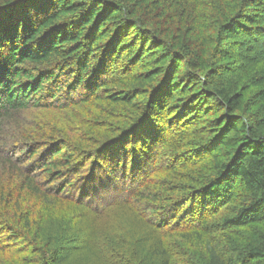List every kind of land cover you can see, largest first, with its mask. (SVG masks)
<instances>
[{
  "label": "trees",
  "instance_id": "obj_1",
  "mask_svg": "<svg viewBox=\"0 0 264 264\" xmlns=\"http://www.w3.org/2000/svg\"><path fill=\"white\" fill-rule=\"evenodd\" d=\"M218 1L225 8L211 35L191 15L173 24L171 10L190 0H0V248L24 243L7 252L55 264L79 243L57 235L59 210L79 224L100 195L88 189L105 184L115 197L94 202L99 220L107 207L114 217L136 215L160 243L145 245L143 234L125 251L127 240L112 249L93 237L97 264H264L263 241L227 253L214 244L264 220V120L249 116L252 98L217 59L245 33L264 32V0ZM153 17L168 27L152 25ZM35 111L73 121L67 129L28 125ZM192 168L201 175L180 183ZM110 236L124 237L121 229ZM192 238L202 239L204 260L162 244Z\"/></svg>",
  "mask_w": 264,
  "mask_h": 264
},
{
  "label": "rangeland",
  "instance_id": "obj_2",
  "mask_svg": "<svg viewBox=\"0 0 264 264\" xmlns=\"http://www.w3.org/2000/svg\"><path fill=\"white\" fill-rule=\"evenodd\" d=\"M199 1H204L202 4L199 3ZM191 7H183V9L173 8L171 10V15L175 16V19L173 21L174 25L179 26V23L182 24L184 21L186 22L189 18V15H191L192 19L191 22L195 21L196 19H201L199 21L200 25H203L205 28H207V32L209 34L213 33V30L215 32V27L217 25L216 20H219L221 17L218 15V12H221L224 10L225 6L218 0H196L192 1L190 0ZM185 9H190L189 12L185 11ZM261 17H263V12L261 13ZM149 21H152V25H156L159 28L166 29L168 27L167 19L162 17L161 20L156 19L153 17L151 20L147 19ZM264 19H262L263 22ZM190 21H187L189 23ZM259 21V20H258ZM257 21V22H258ZM148 22V21H147ZM149 23V22H148ZM259 23V22H258ZM264 23V22H263ZM154 25V26H155ZM175 26V27H177ZM212 35V34H211ZM210 35V36H211ZM241 40H238L239 45L231 48V52L228 53V57L225 60V58L220 55H217V59H222L226 61V64L230 71L234 72V74H230V82L234 84V87L237 91L242 92L244 94H247L249 97L252 98V111L250 112L251 118H255L261 122L263 121V117L257 116L255 117L253 113L257 112L258 110L264 111V102L262 100H259L258 97H261V92L263 95V88L264 84L262 82L264 81V32L260 34H251V33H245L241 36ZM140 42L137 46H139ZM235 44L234 42H230V45ZM134 48V50H132ZM153 49L150 44L147 45V48L145 50L146 54L143 56L146 58V56L149 54L148 52ZM217 49V48H216ZM133 51V54L137 53L139 49L135 46L131 48V52ZM148 53V54H147ZM132 54V55H133ZM129 55V51H126V53L123 55V58ZM137 56V55H136ZM142 55H138L137 58H139L138 62L143 63L144 60L148 59H142ZM137 62V63H138ZM137 66H139V64ZM229 78V76H228ZM215 81V84L218 83L219 78L214 75L210 81ZM263 80V81H262ZM198 82V80L196 81ZM195 85V84H193ZM210 107L216 106L214 101L212 99H209ZM263 107V108H262ZM118 114V113H116ZM36 117L40 119V122L37 120L32 119V117ZM72 119H75L74 116H72ZM28 125L33 126L32 124L36 125H42L45 128H51L52 127H60L62 129H67V127L70 125V123L73 121L71 120V117L67 113H61V112H55L52 113V115H45L43 112H32L30 114L29 118L25 119ZM43 121V122H41ZM208 122V121H207ZM206 123V122H205ZM207 124V123H206ZM194 130L201 129L198 126H192ZM174 129V127H173ZM200 131V130H198ZM129 151V155H131ZM118 155V158L122 155ZM122 163H125L124 161ZM188 171H185L179 178V182L183 183L185 182V179L188 178H198L201 175L200 169L192 168L187 169ZM176 179L178 177L176 176ZM171 180V179H168ZM191 184H194L193 182H190ZM103 188V189H102ZM102 188H97L95 186H91L88 191H96L98 192L97 195H99L96 199H91L92 206H99L98 204L94 203L97 200L101 201V206H105L107 203H110L111 200L115 197L114 194L109 192V188L105 184H103ZM102 189V190H101ZM77 192V191H74ZM79 193V192H77ZM79 195V194H77ZM80 195L75 198V194H73L74 200H79ZM108 205V204H107ZM106 205V206H107ZM88 207L89 213L86 217V219L82 218L79 219V224L77 220H75V215H73L71 212L62 213V211L59 210L58 212V222L63 223L62 229L57 228V224H53V228L50 230L57 231L59 229L60 232L57 233L61 234L64 233L67 237H77L79 240V243L76 247L71 248L69 250L68 255L63 256L56 260L55 264H97V259H99V256L101 257V254L96 252V248L92 247L90 250L89 248L91 245V240H93V237H98V240L105 239L107 241V246H110V248H115L114 244H119L118 240L125 241L127 240L128 244L125 248V251L129 247V243L132 240H137L138 236L143 237V234L145 235V245H156V243H160L159 240L156 238L157 235H155V231L152 228L151 225L147 222L146 219L139 218L138 216H134L130 213H125L128 216L119 215L114 217L112 214L109 213L108 207L102 211L101 214H103L105 217H103L102 220H99V217L96 215L95 212H98V209ZM75 210L78 213V216L81 215V209L80 207L76 206ZM71 214L72 216L66 217L67 214ZM62 215H65L64 219ZM74 219H73V218ZM112 219L109 223V219ZM66 219V220H65ZM102 221V222H101ZM108 224H107V223ZM108 225V226H107ZM150 225V226H149ZM67 226V227H66ZM107 226L108 230L104 229V227ZM68 229L70 232L66 231ZM114 229H121L123 231V236L120 238H112ZM154 231V232H153ZM225 233V232H224ZM157 234V233H156ZM56 235V236H57ZM55 236V237H56ZM51 237V236H50ZM136 237V239H134ZM218 237H222L217 243H214L215 245H223L225 246V251L227 253L228 249L231 247H234L235 245L244 246L249 244V242H253L255 239H258L259 241H263L264 237V220L259 224L249 225V227L246 228H240L235 229L233 232H228L225 235L220 234L217 235L215 238L218 239ZM206 239V238H203ZM53 240V239H52ZM50 243L52 241H49ZM192 242V243H191ZM126 243V242H125ZM199 243V244H198ZM24 244V243H23ZM23 244H19V248H16L12 244H7L2 249L0 248V264H29V257L27 255L22 256H16L12 253L7 252V250L10 249H22ZM162 244H166L167 250L172 248V250H175L174 254L178 255L181 253V255L185 254V251L190 252L191 257H196V259H201L204 256V251L201 249L199 245L202 244V239L195 240L194 238L191 239V241L184 240L180 244L175 243L174 241L169 240L168 242H163ZM28 245V244H27ZM186 247L188 249H179L178 247ZM162 247V246H161ZM178 248V249H176ZM116 249V248H115ZM73 250V251H72ZM185 250V251H184ZM73 252V254H72ZM76 252V254H74ZM92 252V253H91ZM3 253L6 255V258L1 255ZM94 257H93V255ZM229 254V253H228ZM118 257V256H117ZM131 258V255L129 256ZM36 258V256H35ZM103 259V257H102ZM175 259V258H174ZM105 260V259H104ZM145 260V259H144ZM201 260H204L203 258ZM36 262V261H35ZM39 263V262H38Z\"/></svg>",
  "mask_w": 264,
  "mask_h": 264
}]
</instances>
